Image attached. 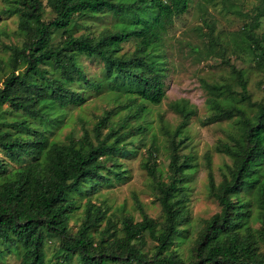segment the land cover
Instances as JSON below:
<instances>
[{"label": "trees", "instance_id": "trees-1", "mask_svg": "<svg viewBox=\"0 0 264 264\" xmlns=\"http://www.w3.org/2000/svg\"><path fill=\"white\" fill-rule=\"evenodd\" d=\"M2 1L7 6L0 16L18 17L17 31L23 43L19 47L0 42V51L9 53L11 66L10 75L0 86V151L10 162H29L7 170L0 160V261L13 255L19 264H51L46 244L59 239L62 263L78 256L81 264H183L172 247L180 236L179 225L186 221L184 183L196 166L191 158L177 155L187 140L176 143L178 131L171 139L168 182L156 181L164 217L161 228L142 215L139 222L132 217L123 219L117 229L106 218V211L88 203L78 231L71 234L68 216L78 210L74 196L82 195L84 185H95L102 172L119 171L118 165L107 168L106 161L122 154L121 141L146 132L145 125L128 128L127 121L144 113L142 102L158 105L164 98L159 48L167 27L187 11L190 0H47L54 14L47 23L41 0ZM105 11L121 18L116 32L91 38L70 34L75 17ZM263 18L261 0L243 32L247 50L258 53L262 61L264 40L255 31ZM58 31L65 38L54 46L52 34ZM3 35L0 29V39ZM131 37L138 40L136 49L131 56H119L120 44ZM79 56L101 61L103 77L89 79L80 67ZM230 67L242 100L254 108V114L249 117L234 108L242 117L237 123L239 134L230 138L231 145L218 150L232 165L219 184L211 174L208 181L209 195L220 205V212L200 233L192 264H264V104L250 102L244 72ZM106 87L127 96V117L112 126L116 110L105 112L93 128L95 143L88 132L78 139L69 137L67 142L50 138V125L60 124L58 111L65 113L80 106L86 91L97 93ZM204 89L210 95L208 107L218 116L231 118V90L208 84ZM170 108L182 117V124L195 115L183 100ZM101 129H108L103 137ZM146 169L155 177L151 167L146 165ZM245 194L250 197L245 198ZM102 222L106 226L96 242ZM251 222L259 227L253 228ZM145 236L155 243L151 255L142 253L139 245Z\"/></svg>", "mask_w": 264, "mask_h": 264}, {"label": "rangeland", "instance_id": "rangeland-1", "mask_svg": "<svg viewBox=\"0 0 264 264\" xmlns=\"http://www.w3.org/2000/svg\"><path fill=\"white\" fill-rule=\"evenodd\" d=\"M260 2L261 0H190L187 11L173 19L172 25L167 27L162 37L158 53L162 62L160 74L164 98L158 105L142 102L144 113L127 121L128 128L145 125L146 132L124 138L120 143L124 146L122 154L106 161L107 168L112 169V165H118L119 171L110 169L111 173L102 172L101 180L95 185H84L82 195L74 196L78 210L68 216L71 234L78 231L88 203L106 211V218L117 229L121 227L123 219L132 217L134 222H139L142 215L151 218L161 228L164 217L157 200L159 192L156 181L168 182L167 177L171 174V139L178 131L176 143L185 138L187 140L180 145L177 155L179 158H191L196 169L184 183L186 221L179 225L180 236L172 249L183 264H192L196 255L193 248L200 233L207 221L220 212V205L209 195L208 181L211 174L214 182L219 184L227 167L232 165L231 159L218 150L231 145L233 142L230 138L239 134L237 123L242 117L234 108L242 109L249 117L254 114V108L242 100L230 66L244 72L250 102L264 104V61L258 53L247 50L243 35ZM41 3L44 8L43 20L47 23L54 18V14L47 0H41ZM4 6L7 5L0 0V11ZM121 22V18L105 11L97 15L75 17L69 30L74 37H98L106 32H116ZM18 23L17 16H0V29L4 32L0 39L2 45H22L23 39L17 31ZM255 34L264 40V18L260 20ZM64 38L62 31L54 32L51 42L54 46H59ZM137 44L138 40L131 37L120 44L117 54L131 56ZM8 60L9 53L0 51V86L11 73ZM78 62L89 79L98 80L103 77L101 61L79 56ZM204 84L222 85L231 90V118L218 116L215 110L208 107L210 95L204 89ZM84 97L86 100L80 106L68 108L65 113L58 111L60 124L56 122L50 125V138L67 142L69 137L78 139L82 133L88 132L95 143L93 128L105 112L116 110V116L111 119L112 126L118 125L130 114L125 107L127 96L113 92L108 87L97 93L86 91ZM182 100L195 111V115L185 124H182V117L170 108L172 103ZM137 104L141 102L137 101ZM107 132L108 129H101V137ZM0 160L6 164L7 170L17 169L29 162L28 159L10 162L1 151ZM146 165L154 170L155 177L149 174ZM116 173L120 175L114 177ZM244 196L250 197L247 194ZM255 209L253 206V214ZM250 225L255 229L259 227L253 222ZM105 226V222H102L98 227L96 242ZM59 243V239H50L46 244V255L51 264H81L78 256L62 263L64 258L59 252ZM139 245L142 253L151 255L154 251L155 243L147 236L143 238L142 245ZM261 251L264 252V249ZM0 264H19V260L9 255Z\"/></svg>", "mask_w": 264, "mask_h": 264}]
</instances>
